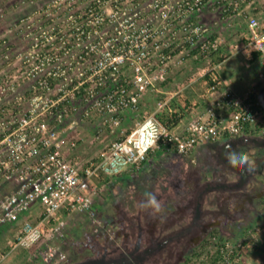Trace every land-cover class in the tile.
Masks as SVG:
<instances>
[{
	"label": "built area",
	"instance_id": "1",
	"mask_svg": "<svg viewBox=\"0 0 264 264\" xmlns=\"http://www.w3.org/2000/svg\"><path fill=\"white\" fill-rule=\"evenodd\" d=\"M219 3L55 0L51 7L42 8L39 36L30 46L34 53L23 56L27 67H32L33 94L2 103L16 87L8 79L0 82V184L15 186L0 202V225L22 222L15 240L0 251V264L14 251L38 243L61 211L95 218V180L100 176L112 179L138 170L152 154L162 151L196 161L198 146L233 139L247 127L261 125L264 135V105L253 98L257 91L237 94L219 77L220 66L229 56L221 54V61H213L222 50L214 36L216 28L231 26L229 10L242 14L236 1L233 8L216 12L213 20L206 19L210 8L216 11ZM245 38L247 44H236L234 55L264 65L260 18L249 17ZM203 60L207 66L197 79L204 82L202 100L210 101L206 117L194 115L199 101L187 102L184 90L161 89L173 71ZM259 76L264 80V70ZM148 93L161 94L155 109L109 142L99 160L89 161L82 171L70 158L80 139L70 141V135L98 116L101 131L107 124L118 128L128 112L140 114ZM164 112L169 119L183 112L194 116L175 129L171 126L175 121L165 125L159 119ZM37 206L42 212L32 221L27 216ZM260 228L249 240L213 235L195 264H240L244 253L258 245L264 224ZM66 257L56 247L45 253L47 261L63 262Z\"/></svg>",
	"mask_w": 264,
	"mask_h": 264
},
{
	"label": "rangeland",
	"instance_id": "2",
	"mask_svg": "<svg viewBox=\"0 0 264 264\" xmlns=\"http://www.w3.org/2000/svg\"><path fill=\"white\" fill-rule=\"evenodd\" d=\"M53 1L55 0H0V82L8 79L10 80L8 84L16 87V91H10L4 95L2 103L11 102L16 98L29 99L33 94L31 92L34 81L31 74L32 67H27L23 62V56L33 52L30 46L39 36L40 12L46 6L51 7ZM236 1L242 14L238 16L237 12L229 10L227 15L233 16L231 26L216 29H222L217 36H221V48L224 50H220V56L214 55V62L221 61V54L227 55L225 47L228 43L241 46L247 44L245 35L249 17L260 18L264 27V0H220V3L216 5V11H213L211 7L209 14H206V19L213 20L216 15L218 16L216 12L224 8H233ZM30 33L34 35L29 37ZM232 54H234L233 51ZM236 57L242 63L248 62L243 54L236 55ZM67 60L73 61L74 59L67 58ZM191 64H197L198 67L197 71L194 65L189 67L190 73L193 70L197 72L194 77H198V72L207 66L204 60L193 61ZM255 68V72L260 71L259 66ZM73 70L74 73H79V70ZM262 85L264 87V81ZM156 95L145 103V108L141 106V112L137 115L139 117L136 121L146 115L142 110L149 109L147 111L151 112L155 109L161 94L156 93ZM11 107L13 108L9 106ZM124 121L118 128L123 127L128 130L136 122L135 120L132 123ZM96 123L100 124V116L93 122L87 123L86 126L80 123L78 130L69 137L70 141L80 139L76 148L70 151V158L78 164L82 171L89 161L99 159L105 147L104 138L107 134L110 135L113 129L108 124L102 131L99 126L96 130L92 129L97 126ZM80 130L83 132L81 133ZM91 134L96 140L90 138ZM112 139L114 140V137ZM213 146L214 144H209V147H201L197 152L196 161L177 154L162 153L160 158L162 160L152 163L155 168L150 167L149 172L138 175L129 186L114 189L111 178L105 176L96 178L98 192L94 197L95 218L77 212L61 211L56 219L49 223L45 236L38 243L29 249L14 251L3 264H64L73 259H80L83 249L102 241L100 235L105 229H108V232H118L122 237L128 233L131 241H135L133 238L138 235L140 224L143 225L144 234H147V229L153 223L161 226V229L168 227L167 231L173 232L189 225L196 216L198 194L202 189L206 190L208 185L217 186L218 184H225L229 187V185L240 182V174L221 161L219 155L222 147L214 148ZM243 148L248 147L242 146L241 151L231 148L228 153L235 151L238 154H246L247 161L240 165H248L258 171L260 168L255 154L248 155L255 153V150L250 147L251 150L244 153ZM160 154L154 153L151 156ZM249 173V179L241 189L227 188L223 191L221 188H212L203 195L201 220L204 224L215 223L209 235L218 231L219 235L233 241L249 240L251 235L257 233V229L264 224V173H252L251 170ZM3 186L0 184V202L10 194V190L4 192ZM147 193L154 194L162 203L161 212L153 214L151 209L142 206ZM32 221L35 220L32 219ZM21 224L22 222H19L7 227L0 225V249H5L11 241L15 240ZM170 225L173 227H169ZM58 228L59 232L56 231ZM181 246L182 255L185 246ZM49 247H56L63 251L67 256L66 260L63 262L47 261L45 253ZM178 251L175 250L176 253ZM187 256H182V260H185ZM240 264H264V232L259 236L258 245L244 253Z\"/></svg>",
	"mask_w": 264,
	"mask_h": 264
},
{
	"label": "flooded vegetation",
	"instance_id": "3",
	"mask_svg": "<svg viewBox=\"0 0 264 264\" xmlns=\"http://www.w3.org/2000/svg\"><path fill=\"white\" fill-rule=\"evenodd\" d=\"M262 94L264 96V87L260 90V97ZM233 139L234 141L231 143L222 146L219 156L227 167L236 170L240 174V182L229 185V187L225 184H218L217 186L208 185L206 190L202 189L198 194L199 202L196 216L192 223L179 228L175 232L167 231L169 230L168 227L161 229V226H156L153 223L147 229V234H144L145 230L143 225L140 224L138 227L139 233L133 238L135 241H131L128 233L122 237L118 232H108V229H105L104 233L100 235L102 243L98 242L83 249L80 259H73L64 264H182L184 262L182 256L191 254L196 247L202 244L209 236L211 227L215 224L214 222L204 224L201 220V199L203 195L212 190V188H221L222 190L227 188L241 189L249 179L250 170L252 173H264V135L262 133L256 135L244 133ZM242 146L248 147L243 148L244 153L251 150L250 147L255 150V153L248 155L252 156V154H255L260 168L258 171L248 167V165L238 164L232 166L229 164L226 154H228L231 148L241 151ZM239 168L246 169L247 176L244 182ZM199 208L200 213H198ZM197 216L199 217L197 218ZM169 227H173V225ZM104 228L107 227L104 226ZM181 245L185 246L182 255L180 250ZM175 250L179 251L176 253Z\"/></svg>",
	"mask_w": 264,
	"mask_h": 264
},
{
	"label": "crops",
	"instance_id": "4",
	"mask_svg": "<svg viewBox=\"0 0 264 264\" xmlns=\"http://www.w3.org/2000/svg\"><path fill=\"white\" fill-rule=\"evenodd\" d=\"M221 30L222 29L216 30V37H218L217 34H220ZM218 39H221L220 35H219ZM235 46H236L235 43H232V44L228 43V45L225 47L227 49V56H229V58L226 62L221 64L220 71H219V75H220L219 77L224 83H226V85H228L233 91H235L239 95H243L244 93H246L248 91L256 92L258 85L262 84L264 81V80L260 79V76H259V73L264 70L263 69L264 65H262V63L258 62L259 60L255 61L253 63L252 62L242 63L239 58H237L234 54H232V51H233V53H235L234 52ZM257 57H259V55H257ZM257 57H256V59H257ZM190 64L186 65L185 67L182 66V67H180V69H176L175 71H173L170 75L169 81L167 83H165V85H163L161 87V89H163V90L165 89L166 91H173L176 89L184 90L183 94L186 96L187 102L188 101L191 102V101H195V100L199 101V106L197 107V110H194V112H195L194 115H200L201 114L203 117H206L208 115V110H207V107L209 104L208 102H210V101L202 100L201 94H202V90L204 87V82L198 80L197 77H194V74L197 73V72L195 73L194 70L190 73V71H189L190 66L194 65L196 67V69H195L196 71L198 69L197 64H191V65ZM255 66L260 67L259 72H255V69H256ZM262 87H263V85H262ZM155 96H157L156 93H148L143 98V100L141 102L142 103L141 106L143 108H145V103L148 102V100L154 98ZM215 97H216V95L214 96V98ZM189 98H191V99H189ZM147 110H149V109L142 110V112H145L147 115V113L149 112ZM218 112L220 114H227V111L219 110ZM136 114L137 113L128 112L126 115V118L124 119L125 120L124 122H131L132 123L134 120L136 121L137 117H139ZM194 115H193V113L191 115L190 113L185 114L183 112L182 114L178 115L179 116V122H176V124H172L171 126L175 129H181V128H183V126H185L189 122V119H191L190 117H193ZM96 124H97V126L95 128H92V129L96 130V128H98V126L103 125V124H98V123H96ZM133 125H135V122L132 124V127H133ZM92 129L90 128L91 132H92ZM114 129H112V131L114 130L113 133H111L112 132L111 131L110 135L107 134L106 137L104 138L103 143H105V146L109 142H111V139L113 137H114V139H116L117 137H120L121 134H123V132L126 131V129H124L123 127L114 128ZM106 130H108V128H106ZM80 132L82 133L83 131L80 130ZM92 134H91L90 138L93 140H96L93 138ZM83 135L87 136V134H84V133H83ZM232 141H234V139H223L222 141H219L217 143H210V144H214L213 147L216 148L219 146L222 147L225 144L231 143ZM203 146L209 147V144L198 146L196 153H195L196 156H197L198 150ZM161 155L162 154L156 155L158 157L151 156L148 159V162L142 168H140L138 170H135L132 172H127L121 176L112 178V180H111L112 185H113L112 187H114V189H117L120 186H126V185L129 186L131 181L135 180L138 175L149 172L150 167L155 168V166H152V163L154 161L162 160V159H160ZM2 185H4L3 186L4 192H8L10 190L9 191L10 193L14 190V189L12 190V187L13 188L15 187L13 185V183L12 184L6 183V184H2ZM223 191H226V189H223ZM41 212H42V209L39 206L34 207L32 209V211L28 214L27 217L30 218L31 220L32 219L37 220V217ZM9 225L12 226V224H6L5 226L7 227ZM6 248L7 247H5V249ZM1 250H4V249H0V251Z\"/></svg>",
	"mask_w": 264,
	"mask_h": 264
},
{
	"label": "trees",
	"instance_id": "5",
	"mask_svg": "<svg viewBox=\"0 0 264 264\" xmlns=\"http://www.w3.org/2000/svg\"><path fill=\"white\" fill-rule=\"evenodd\" d=\"M216 36V35H214ZM256 57H257V54H256ZM262 87V84H259L258 87H257V93L253 95V98L255 100H261L260 99V89ZM159 119L165 124V125H169V123L173 120L175 122H179V116L177 114H175L173 116L172 119H169L168 115L164 112V113H161L158 115ZM262 132V126L261 125H258L257 127H247L246 131H245V134H252V135H256V134H260ZM164 151L162 152H159V153H163ZM99 160V159H98ZM148 161H146L144 163V165L147 163ZM143 165V166H144ZM213 235H219V232L218 231H215L213 232L211 235H209L203 242L202 244H200L198 247H196L193 252L191 254H189L184 262L182 264H195L196 260L199 259L201 257V255L203 254L207 244L209 243L210 241V238L213 236ZM221 236V235H219ZM223 237V236H222Z\"/></svg>",
	"mask_w": 264,
	"mask_h": 264
},
{
	"label": "clouds",
	"instance_id": "6",
	"mask_svg": "<svg viewBox=\"0 0 264 264\" xmlns=\"http://www.w3.org/2000/svg\"><path fill=\"white\" fill-rule=\"evenodd\" d=\"M229 164L236 166L238 164L244 163L247 161L248 157L246 154H238L235 151L226 154ZM145 208L151 209L152 213H159L163 210L162 203L157 199V197L152 193L146 194V200L142 205Z\"/></svg>",
	"mask_w": 264,
	"mask_h": 264
},
{
	"label": "water",
	"instance_id": "7",
	"mask_svg": "<svg viewBox=\"0 0 264 264\" xmlns=\"http://www.w3.org/2000/svg\"><path fill=\"white\" fill-rule=\"evenodd\" d=\"M260 99H261V102H262V104L264 105V96H263V94L261 95V97H260ZM228 146V145H227ZM225 151H226V148H225ZM239 170H240V173L242 174V176H243V182L245 181V179H246V176H247V173H246V169H244V168H239ZM201 206V205H200ZM198 213H200V208H199V212ZM199 216H197V218H198Z\"/></svg>",
	"mask_w": 264,
	"mask_h": 264
}]
</instances>
